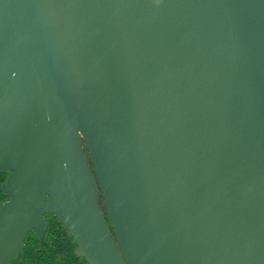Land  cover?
<instances>
[{"label":"water","instance_id":"1","mask_svg":"<svg viewBox=\"0 0 264 264\" xmlns=\"http://www.w3.org/2000/svg\"><path fill=\"white\" fill-rule=\"evenodd\" d=\"M6 173L0 264H264V0H0Z\"/></svg>","mask_w":264,"mask_h":264},{"label":"trees","instance_id":"2","mask_svg":"<svg viewBox=\"0 0 264 264\" xmlns=\"http://www.w3.org/2000/svg\"><path fill=\"white\" fill-rule=\"evenodd\" d=\"M83 152L89 161L91 172L93 168L85 146ZM8 174L0 175V187L6 181ZM8 199L0 192V203L7 202ZM100 208L105 214L102 197L99 199ZM110 229L111 225L105 214ZM48 230L45 239L38 241L34 233H30L25 242V248L20 257L12 264H89L85 258L77 254V244L68 234L64 226L53 215H46ZM112 231V230H111Z\"/></svg>","mask_w":264,"mask_h":264}]
</instances>
